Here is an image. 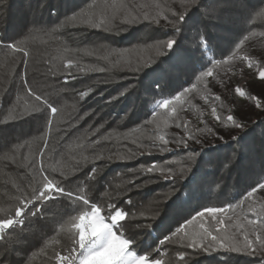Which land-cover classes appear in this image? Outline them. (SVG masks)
<instances>
[{"label":"trees","instance_id":"trees-1","mask_svg":"<svg viewBox=\"0 0 264 264\" xmlns=\"http://www.w3.org/2000/svg\"><path fill=\"white\" fill-rule=\"evenodd\" d=\"M183 4L185 21L175 31L164 26L163 16L175 22L172 12L185 11L182 0H0V42L18 44L30 54L25 64L21 53L0 48V209L14 210L17 189L24 190L29 183L35 186L31 162L41 159L39 153L44 151L45 167L66 188L88 189L93 199L114 201L128 213L121 233L133 238L138 254L151 243L145 254L163 264H264V252L259 250V255H251L250 250H221L217 245L204 251L188 247L182 234H174L194 216L184 231L198 228L202 218L197 213L205 207L248 204L243 195L264 181V112L250 120L252 114H240L230 100L221 105L220 99L221 115L231 112L236 121L247 123L233 136L206 142L192 121L199 103L181 100L175 114L169 111L167 124L160 117L168 110L156 108L159 100L171 98L170 92L178 94L193 83L202 88L200 94L220 93L221 88L205 77H193L206 70L195 50L198 31L210 45L204 55L207 67L212 66L211 59L229 63L226 55L217 53L236 50L247 36L237 57L246 54L264 68V0H183ZM157 12L159 24L153 22ZM101 17L106 20L102 27L88 23ZM166 33L177 41L175 54L160 48V42L169 38ZM69 60L71 76L66 69ZM225 63L213 68V74ZM230 65L224 67L226 74L233 69L240 73L247 64ZM136 68L140 70L133 71ZM25 71L33 89L58 108L50 130L47 110L35 112V102L21 86ZM154 80L160 82L158 89ZM232 89L229 98L235 102L237 93ZM83 92L88 94L81 96ZM252 94L247 97H257L262 106L264 93ZM192 134L200 143L188 139ZM161 135L169 141L166 146ZM45 141L48 149L42 147ZM170 144L177 148L170 151ZM97 155L104 158L96 159ZM168 170L174 174L172 180L163 178L162 172ZM194 176L193 193L185 185ZM67 207L66 201L40 206L37 216H28L20 228L8 231L0 240V264H58L56 253L62 254L70 243V224L65 218L62 230L54 221ZM243 211L233 216V223L243 222ZM208 217L210 222L208 213L203 220ZM165 236L171 242L160 244L155 239Z\"/></svg>","mask_w":264,"mask_h":264},{"label":"snow or ice","instance_id":"snow-or-ice-1","mask_svg":"<svg viewBox=\"0 0 264 264\" xmlns=\"http://www.w3.org/2000/svg\"><path fill=\"white\" fill-rule=\"evenodd\" d=\"M191 2L194 3L195 0H191ZM154 6L157 9L161 8L160 4H155ZM93 7H95V5H93ZM182 7L185 8L184 12H172V15L176 17L175 22L169 20L167 15L163 16V19L166 21V24L164 25L165 27L171 26L175 31H180L178 25L185 21L187 11L186 6L183 4V0ZM168 11H172V9L169 8ZM144 15L145 18H148V13H145ZM73 19H75V17H73ZM153 22L157 24L160 23V12H157L156 15L153 16ZM88 23L91 27L98 28L104 26L106 20L101 17L95 22L89 19ZM165 35L169 36V38L160 42V48L166 49L175 54L176 47H178L177 41L174 38H171L170 33H166ZM262 35H264V33H262ZM247 39L248 37L245 36L244 40ZM198 40L199 43L195 50L200 55L201 68L206 70L201 71L199 76H197L196 73H193V77L195 79H199L200 77H212L213 68L226 61L224 59H211L208 63L212 66L207 67L204 62V55L205 48L210 47V45H207L206 39L203 38L199 31ZM244 40H240L235 45L236 50H230L227 54H217L221 56L226 55L227 61L236 59L237 51L240 49L241 45H243ZM193 43H196V41ZM0 48L10 49L21 53L23 62L25 64L27 63V57L30 54L24 47L15 43L9 44L0 42ZM159 54L163 55L165 53L161 51ZM239 59L245 62L249 68L254 66L257 67L259 77L264 80V68L254 65L251 58L246 54L240 55ZM72 67L73 61L69 60L66 65L69 76H71L70 70ZM95 70L99 72L105 71L104 68H97ZM139 70V68L133 69V71ZM153 71H155V69ZM20 79L25 94L30 96L35 102L36 107L34 108V111L40 112L42 109L47 110L45 113L46 124L50 130L52 120L58 113V108L54 106L53 102H50V99L46 94L38 93L33 89L27 79V71L20 76ZM153 84L157 89L160 87V82L157 80H154ZM196 88L197 84L193 83L189 88L179 91L178 94L174 91L170 92L168 95L171 98H163L159 100L156 104V108L168 110L160 117L165 124H167L169 111L175 114L177 112V107L180 106L181 98L188 93H192ZM236 92L240 95L244 94L239 88L236 89ZM87 94V92L80 93L81 96H86ZM218 98L219 97H217V99ZM259 106V103H257V107ZM11 114L12 113L10 112L9 115ZM27 114L31 115L32 113ZM156 115L160 116L159 113H156ZM212 115L216 117L217 120L221 119V117L217 115L216 107L212 108ZM227 120L231 122L235 128H243V124L237 122L233 115H228ZM176 126L180 127L181 125L177 124ZM188 139L200 143L199 138L195 134L190 135ZM233 139L236 140L238 137H233ZM159 140H161L165 146L169 143L163 135L159 136ZM181 142L182 141H177V143ZM93 143H98V141H94ZM183 144L184 147H187L186 141H183ZM153 145H155L154 141ZM42 147L43 149H48V142L45 141ZM162 150L167 149L164 148ZM44 154V151H41L39 153L41 159L38 160L34 158L31 162L36 173V175L32 177V179L35 180V186H32V184L29 183L24 190L17 189V196L15 198L16 206L14 210L0 209V212L4 213L3 217H0V240H5L8 231H14L17 228H20L28 216H37V209L40 206L66 201L68 204L67 209L60 215V219L54 221V223L60 224L62 230L64 228L65 218H68V223L70 224V227L67 229L70 243L66 249L63 250L62 254L60 252L56 253L55 259L58 264H163L162 259H156L154 257L150 259L149 255L145 254L146 252L151 251V243H146L145 249L138 254L133 250V238H124L121 229L125 227L126 217L128 216V213L125 210L118 207L114 201L101 202L99 196L93 199L89 195L88 189L82 188L73 191L66 188V186L61 181H58L56 176L50 173L48 168L45 167L42 159ZM103 158L104 157L99 155L96 156V159ZM153 170V168H148L149 172H152ZM162 175L165 180H172L174 174L171 170H168L167 173L162 172ZM61 176L63 177V173H61ZM195 184L196 178L194 176L185 187L194 193L197 191ZM257 192H264V181L257 182L255 186L251 187L250 190L243 195L242 199L249 200V198H253ZM185 195H187V193H185ZM233 207L232 204H228L227 207H205L203 211L197 213V216L202 218V222L199 223L197 229L192 232L184 231V228L187 225H192L194 223L196 220V217L194 216L191 219H188L184 226L177 228L174 234H182L187 240L188 247H198L204 251H208L209 248L218 245L234 251L251 250L250 254H254L257 250L264 252V205L261 206L259 213L256 212L254 206L250 205L254 218L246 219V224L239 221L233 223L232 217L227 216L228 211L233 209ZM205 213L210 214V218L213 221V223L209 224L207 227L205 226V222H203ZM216 213L225 214L228 224L225 223L224 219L218 218L215 215ZM40 214L42 215V213ZM232 229H236V231H233ZM169 231H171L170 227ZM118 233L121 234L118 235ZM148 236L151 238L152 233L149 232ZM250 236L252 238H250ZM239 237H242V241L238 240ZM155 239L160 244H164L166 241L171 242V237L169 236H165L164 239H160L159 237H156ZM158 254L159 252H157V255ZM179 259L183 261L184 254L181 253Z\"/></svg>","mask_w":264,"mask_h":264},{"label":"rangeland","instance_id":"rangeland-1","mask_svg":"<svg viewBox=\"0 0 264 264\" xmlns=\"http://www.w3.org/2000/svg\"><path fill=\"white\" fill-rule=\"evenodd\" d=\"M238 55L240 56V54H238ZM233 64L236 65L237 67H240L239 65H242V60H240L239 57H237L235 62L233 60L229 61V63L228 62L225 63V66L230 65V67L232 68ZM224 67L219 68L220 70H218L217 72L215 71V74H213L212 77H205V80L209 81L207 83L212 84L213 87H217V88L220 87L221 88L220 93H218L219 91H217L214 94L212 92L200 94V91L202 88H200V89L196 88L192 93H188L184 97L181 98V100L191 99V100H193L192 102L195 104L199 103L200 107L198 108L197 111H195L196 114L193 115L192 121L195 125V128L199 132V136L202 137V139L205 140L206 142L216 140V139H220L221 137L224 138L226 136H233L239 130L238 128H235L234 125L227 120V116L231 115V112L222 113V115H221L220 108L222 106H220L219 102H218L220 99H222L220 102L221 105L227 104L230 100L231 104H233V108L235 110L238 109L240 111V114L241 113L252 114V117L250 118V120H253L255 117H258L259 115L262 114V112H264V104L261 106L260 102L258 101L260 106L257 107V103H256L257 97H255V99H250L249 97H247V93L253 92L254 94H252V95H254V96L256 95V93L258 94L261 91L264 93V80H262L259 77L258 70L255 67L249 68L246 65L240 71V73H238L237 71H235V69H233V70H230V74H226V70L224 71ZM227 71H228V69H227ZM223 78L226 82L220 81V79H223ZM225 84H226V86H223ZM221 86H223V87H221ZM249 86H251L252 88L248 89ZM230 88L233 91H235V93H237V99L235 102L231 101V99L229 98V96H230L229 91H231ZM237 88H239L244 94L240 95L238 92H236ZM217 97H219V98L217 99ZM213 107H216L217 115H219V116L221 115L223 117L222 119L217 120L216 117H214L212 115V108ZM225 110L226 111L227 110L232 111L230 107H226ZM239 123L245 125L247 122H246V120L243 119V121H240ZM212 124L215 127H213ZM196 144L193 143V145L197 146ZM176 148L177 147H175L173 144L169 145L170 151H173ZM246 202H248L247 205L242 203V204H239V206H237V205L234 206L233 209H230L228 211L227 216H231L233 219L234 218L233 216L239 214L240 211H242L244 209L243 212L245 214L242 213L244 215H243V222H241V223L246 224V219H253L254 218L252 215V208L250 207V205L255 207V210L257 213L260 212L261 204L264 203V192H257L253 198H249V200H247ZM215 215L218 218L224 219L225 223L228 224L227 223L228 220H227V217L225 216V214L216 213ZM209 220L210 219L208 217V218H205L203 220V222H205V223L208 222L209 224L213 223L212 220L210 222H209ZM195 229H197L196 226L191 228V231H194ZM233 230H235V229H233ZM119 234L120 233H118V235ZM239 238L241 240H239ZM239 238H238V240L242 241V237H239ZM250 238H252V237L250 236ZM220 248H221V250L227 249L225 247H220ZM250 252H251V250H250ZM251 255H259L258 250L254 254H251Z\"/></svg>","mask_w":264,"mask_h":264}]
</instances>
